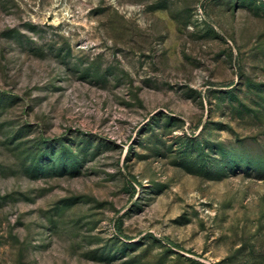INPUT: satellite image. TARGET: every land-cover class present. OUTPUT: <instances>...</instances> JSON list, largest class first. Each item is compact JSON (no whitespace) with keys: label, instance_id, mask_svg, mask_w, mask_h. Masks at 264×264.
Wrapping results in <instances>:
<instances>
[{"label":"rangeland","instance_id":"obj_1","mask_svg":"<svg viewBox=\"0 0 264 264\" xmlns=\"http://www.w3.org/2000/svg\"><path fill=\"white\" fill-rule=\"evenodd\" d=\"M0 264H264V0H0Z\"/></svg>","mask_w":264,"mask_h":264}]
</instances>
